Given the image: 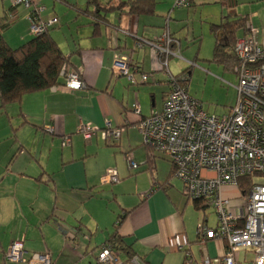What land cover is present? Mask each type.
I'll list each match as a JSON object with an SVG mask.
<instances>
[{
	"label": "crops",
	"instance_id": "crops-1",
	"mask_svg": "<svg viewBox=\"0 0 264 264\" xmlns=\"http://www.w3.org/2000/svg\"><path fill=\"white\" fill-rule=\"evenodd\" d=\"M5 1L0 23L5 22L10 5ZM32 1L43 7L41 19L54 20L49 33L68 57L67 67L79 72L84 86L68 90L61 78L58 85L26 93L0 111L7 117L6 134L2 136L7 144L0 148V264H15L5 259L4 252L20 239L26 255L48 252L51 264H97L100 247L114 231L118 215L126 210L117 229L127 249L118 253L122 264H133V257L139 259V264H172L173 255L175 264H185L186 253L191 255L190 264L198 260L202 264L203 256L217 257L223 242L207 240L203 251L195 231L200 221L208 224L204 213L209 205L195 208L183 194L182 181L171 174V161L145 146L137 129L141 118L161 111L169 86L167 73L163 80L158 73L162 70L154 68L149 45L138 49L135 43L138 38L154 41L162 34L166 25L155 28L160 25L157 19L169 20L174 0H154L150 15L112 9L104 12L105 22L96 20L90 13L93 8L86 11L88 0ZM223 1L219 0L221 4ZM194 4L195 0H191L188 7ZM236 5H226L230 8L226 17L239 16ZM30 10L17 6L16 18L3 30V35L8 33L5 40L12 48L32 37L27 19ZM254 15L257 13L249 17ZM254 26L257 40L264 43L262 29ZM109 29L118 30L115 48L109 44ZM123 30L130 34L125 35ZM209 32L214 39L210 25ZM169 33L175 39L172 51H176L179 41L170 30ZM238 35L242 36V32ZM115 50L128 53L132 65L149 73L148 80L131 85L125 77L115 76L111 70ZM171 56L175 55L168 57L169 74L177 75L189 67L172 74ZM145 85L149 87H142ZM134 105L139 106V114L134 112ZM106 120L122 129L115 141H105L99 133L83 139L76 132L80 121L102 128ZM45 125L53 128L52 133L45 131ZM64 135L71 136L68 146L61 144ZM127 157L138 167H145L130 168ZM157 158L169 163H160ZM149 165L153 170L148 169ZM109 168L117 171V182L101 181ZM153 182L155 187L150 190ZM222 194L235 203L240 197L239 189L228 185L222 187ZM216 222L215 218L214 226ZM252 259V253L240 252L238 264H252Z\"/></svg>",
	"mask_w": 264,
	"mask_h": 264
},
{
	"label": "built area",
	"instance_id": "built-area-1",
	"mask_svg": "<svg viewBox=\"0 0 264 264\" xmlns=\"http://www.w3.org/2000/svg\"><path fill=\"white\" fill-rule=\"evenodd\" d=\"M12 6L31 9L27 16L32 36L50 28L54 20H43L39 13L43 7L32 0H10ZM190 0H175V6H189ZM12 17V16H10ZM246 33L238 37L234 45L236 63L232 73L236 78V97L228 113L210 115L204 112L199 102L189 96L187 87L181 86L169 74L167 61L175 41L165 30L154 41L138 38L136 46L150 45L155 53L157 68L167 73L170 90L165 96L162 109L141 118L137 124L142 143L166 156L174 166V175L183 183V192L190 199L206 198L216 215V225L209 226L200 221L196 232L204 251L205 242H223L221 253L210 258L203 256L202 264H238L240 252L253 254L252 264H264V43L257 40V28L248 16ZM109 29V44L116 47V32ZM113 33V34H112ZM125 35L130 34L123 30ZM131 64L128 53L115 50L112 72L125 77L131 85L145 83L147 73L138 71ZM63 87L68 90L83 88L80 74L63 66ZM133 110L139 114V106ZM45 131L52 133L50 125ZM122 129L113 127L106 120L99 128L80 121L76 132L83 139L100 134L105 141H115ZM71 143V136L64 135L62 146ZM130 168L138 167L131 157H127ZM252 175L253 181L240 197L234 200L223 196V186H238L241 177ZM256 178V179H254ZM102 182L118 181L117 171L105 170ZM5 259L15 264H51L48 252L26 255L23 239L12 242L4 252ZM190 254L186 253V263L190 264ZM100 264H122L118 252L108 246L100 247L97 254ZM133 264H139L137 257Z\"/></svg>",
	"mask_w": 264,
	"mask_h": 264
},
{
	"label": "trees",
	"instance_id": "trees-1",
	"mask_svg": "<svg viewBox=\"0 0 264 264\" xmlns=\"http://www.w3.org/2000/svg\"><path fill=\"white\" fill-rule=\"evenodd\" d=\"M236 3L237 0H224L222 4L232 6ZM9 4L5 12V22L0 23V110L7 103L18 102L21 96L26 93L41 91L56 86L60 83L61 78L64 82V76L61 74V71L63 66H67L69 63L68 57L63 54L56 41L51 37L49 29L32 36L29 40L17 47L12 48L9 46L2 33L6 26L16 18L15 8L17 7V5L12 6L11 3ZM154 7V0H120L108 3H102L98 0H88L86 11L93 8V11H90V13L93 14L96 20L105 22L103 20L105 19L104 12L112 9H126L131 14L150 15L154 12ZM248 16L239 15L234 18L225 16L220 22L210 24V31L214 36L212 62L222 64L225 68L228 67L232 70V67L236 63L233 50L235 41L239 37V32H242V35L246 33L245 26ZM171 37L173 38L172 35ZM174 45L175 41L171 47L173 48ZM136 48L139 47L136 46ZM135 67H137L139 72L146 73L139 66ZM190 68L189 66L179 74L172 75L175 81L181 86H187L191 74ZM147 74L149 75V73ZM167 83L169 91L170 82L168 79ZM148 167V169L153 170V166L149 165ZM171 174L174 175L173 164L171 166ZM252 182V175L241 177L238 181L237 188L241 192H245ZM154 187L155 182H153L150 190H153ZM183 194L185 195L184 192ZM185 197L190 199L187 195ZM190 200L197 209H203L209 205L206 198L199 197ZM126 212L127 210L118 215L114 231L107 241L102 244V246H108L118 253L127 250L121 243V238L117 233L118 226L124 221ZM56 222L58 223V221ZM84 236H88V234H84Z\"/></svg>",
	"mask_w": 264,
	"mask_h": 264
},
{
	"label": "rangeland",
	"instance_id": "rangeland-1",
	"mask_svg": "<svg viewBox=\"0 0 264 264\" xmlns=\"http://www.w3.org/2000/svg\"><path fill=\"white\" fill-rule=\"evenodd\" d=\"M8 1L10 3V0ZM3 2L7 3L5 0H0V14L3 11ZM172 6V14L169 15V20L164 21V19H157L160 22V25L155 27L157 29H161L162 25L165 24L166 27H163L160 33H163L165 30H170L174 37H176L179 41L175 50L177 51V48L180 45V51L178 54H176V51H172L173 55L175 56H171L169 58L170 71L172 74H177L179 71L190 66L191 74L186 86L189 96L197 100L201 105L202 110L207 114L218 116L228 113L229 107L234 103L236 97V90L234 88V85L236 84V78L231 72L230 68H225L222 64H216L215 62H212L211 58L214 39L209 32V25L210 23L219 22L221 16L229 14L230 8H228L226 5H222L219 0H195V4L190 7H177L175 6L174 0ZM234 9L238 15H251L253 12H256L257 15L250 16V18H254L253 24L259 26L262 29V37H264V0H237V5ZM148 28L152 30V27ZM6 32L7 31H5V35H3L4 39L8 38L9 36ZM147 47L149 49L148 51H150L152 54L155 66L154 68H157L154 50L150 45ZM135 55L136 54H134L133 59L136 58ZM158 73L163 80H166V73L164 71ZM142 87L149 86L145 85ZM159 88L160 86L158 85L156 90L158 99L161 97V90ZM163 90L165 91L166 87H164ZM150 103L151 98L149 95L148 104L150 105ZM6 118V116H2L0 113V148H3L4 144H7V142L2 137L7 127ZM156 161L165 164L169 163L167 160L162 158H157ZM144 167L145 166L142 165L137 169L134 168V170H139V168ZM161 171L163 173L164 170ZM175 178L181 182V180L176 176ZM253 182H258V179ZM202 213L203 212H201V214ZM204 214L208 217V225L213 227L216 216L212 211V208L210 206L207 207ZM196 227L197 225L195 226V231ZM195 249L196 252H198L197 248ZM196 252L195 255L197 256ZM96 263L99 264L97 260ZM171 263L175 264L174 255L172 256ZM194 264H200V261L198 260V262H194ZM212 264L223 263L213 262Z\"/></svg>",
	"mask_w": 264,
	"mask_h": 264
}]
</instances>
